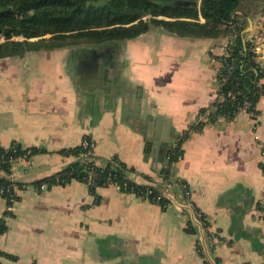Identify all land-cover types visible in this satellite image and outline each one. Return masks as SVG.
I'll use <instances>...</instances> for the list:
<instances>
[{
	"label": "crops",
	"instance_id": "1",
	"mask_svg": "<svg viewBox=\"0 0 264 264\" xmlns=\"http://www.w3.org/2000/svg\"><path fill=\"white\" fill-rule=\"evenodd\" d=\"M242 6L236 15L244 42H257L264 0ZM230 30L223 26L218 37L205 39L152 27L123 42L0 57V145L38 150L2 174L17 185L19 200L9 216L0 194V221L8 226L0 236V253L8 256L0 264H204L195 217L178 207L187 201L185 186L224 240L216 254L222 264H264V97L257 120L240 113L230 123L191 130L215 101L220 66L212 59L227 56L236 42ZM160 116L170 122L172 143L190 132L171 168L167 209L113 186L100 188L96 200L77 180L39 189L83 161L63 151L85 137L95 143L100 165L118 157L133 170L134 183L163 184L170 141L158 159L153 148L146 160Z\"/></svg>",
	"mask_w": 264,
	"mask_h": 264
},
{
	"label": "trees",
	"instance_id": "2",
	"mask_svg": "<svg viewBox=\"0 0 264 264\" xmlns=\"http://www.w3.org/2000/svg\"><path fill=\"white\" fill-rule=\"evenodd\" d=\"M245 1L247 0H0V40L4 38L6 41L0 57H23L32 51L83 45L87 43V37L93 38V43L96 44L123 42L138 38L152 27L165 28L169 33L180 37L210 39L218 37L221 28L227 26L237 39L234 45L229 46L226 62L221 65L218 63L222 81L220 92L225 101L210 120L214 123L220 115L228 113L234 121L246 101L251 102L254 109L264 97V84L260 85L264 74L256 61L258 55L253 51L252 43L244 42V27L236 15ZM60 37L66 40L58 42ZM15 38L24 40L16 41ZM31 39L39 40L33 42ZM205 112L206 109H201L199 115ZM202 126L205 125L195 126L191 130L201 132ZM189 137V131L180 133L175 136V143H167L166 154L162 158L165 161L160 171L165 181H170L172 165L183 157L182 145ZM84 139L93 142L89 137ZM0 150L3 155V158L0 157V190L5 189L0 194L7 200L9 211L6 215L11 216L10 209L19 200L15 191L17 185L2 174L11 173L14 160H20L28 152L30 155L27 158H30L38 150H24L18 144H13L9 149L1 147ZM86 152L87 149L81 144L63 151V154L82 158ZM129 172L133 170L118 157L95 166V185L89 189L91 194L96 195L98 188H106L111 184L121 185L125 192L138 197L149 194L147 198L151 203L160 205L163 210L167 209L165 201H157V185H138L129 178ZM86 179L85 165L83 161H78L37 185L65 186L73 180L86 184ZM7 230L6 221L1 220L0 236ZM7 256L0 253V257Z\"/></svg>",
	"mask_w": 264,
	"mask_h": 264
},
{
	"label": "built area",
	"instance_id": "3",
	"mask_svg": "<svg viewBox=\"0 0 264 264\" xmlns=\"http://www.w3.org/2000/svg\"><path fill=\"white\" fill-rule=\"evenodd\" d=\"M257 24L258 26L261 27L262 30H264V13L261 14L259 20L257 21ZM262 30L259 31V37L262 35L261 33ZM252 45L254 47L253 51L258 55L256 42L254 41ZM226 59H227L226 56L223 57L222 59L213 58L212 63H216V64L219 63L221 65L226 62ZM256 61L258 65L261 66V69H262L261 72L264 74V56L263 57L258 56ZM220 77H221V74H220V71L218 70L217 79L219 83V89L217 91L215 101L210 107L206 108L205 113L199 115L195 126L209 124L211 122L210 119H211L212 114H214V112H216L217 109L219 108L220 104H222L225 101V98L221 95V92H220L221 86H222V81ZM263 84H264V77L262 78L260 82V85H263ZM252 107H253L252 103L249 101H246L243 107L240 109L238 115L240 113H248L253 119L257 120L259 117L257 108H256L257 105L254 109H252ZM217 119L224 120L225 122H229V123L233 121V118L228 113L220 115ZM82 146L87 149V152L83 154L82 158H83V164L85 165V172L87 173L86 185L90 189L91 187H94L95 185L94 168L95 166H100V164L98 163L97 160H95V143L87 139H84L82 141ZM1 147L2 146L0 145V149ZM27 155H30V152H28ZM27 155L23 158L26 159ZM0 157L3 158V155L1 154V150H0ZM16 162L17 161L14 160L12 162V166L15 165ZM111 186L115 187L117 190L121 192L127 193L123 190L124 187L121 185L111 184L108 187H111ZM45 187H46V184H41L39 186V189H44ZM173 187H174V184L172 180L165 181L163 182V184L158 186L159 195H158L157 201L159 203H161L162 201H165L167 203L165 208H167L171 202V193H172L171 190L173 189ZM99 189L100 188H98L97 191ZM184 190H185L186 195L188 196L187 201L183 205L178 204V207L179 209H186V210L191 211L195 217L194 219L195 226L196 227L198 226L200 228L201 234L198 237V241H197V251L199 255L203 258L204 264L206 263L207 264H222L220 258L216 254L219 250V247L224 243V240L221 238L220 233L216 231V229L213 227V224L211 223L209 218L206 216L205 212L200 210L195 205L194 201L190 197V192L188 191L186 186L184 187ZM4 191L5 189H1L0 193L2 194L4 193ZM148 195L149 194H145L139 197H141L142 199L148 200L147 198ZM93 196L96 198V200H98L97 194ZM12 201L15 202V200H12ZM217 260H219V263H217Z\"/></svg>",
	"mask_w": 264,
	"mask_h": 264
},
{
	"label": "water",
	"instance_id": "4",
	"mask_svg": "<svg viewBox=\"0 0 264 264\" xmlns=\"http://www.w3.org/2000/svg\"><path fill=\"white\" fill-rule=\"evenodd\" d=\"M257 45V51L258 56L263 57L264 56V32L263 34L257 39L256 42ZM169 120L165 117H159L158 122L155 123V125L152 124L151 129H155V134L153 139L149 142L147 146V155L146 160L149 159V156L151 155L152 149H156V159H158V155L161 149V145L165 142H169L173 138V134L170 130V124ZM172 134V135H171Z\"/></svg>",
	"mask_w": 264,
	"mask_h": 264
},
{
	"label": "rangeland",
	"instance_id": "5",
	"mask_svg": "<svg viewBox=\"0 0 264 264\" xmlns=\"http://www.w3.org/2000/svg\"><path fill=\"white\" fill-rule=\"evenodd\" d=\"M46 38L47 39H50V36H47ZM14 40H16V41H19V40L22 41V40H24V38H15ZM38 40L39 39H31V41H33V42L38 41ZM64 40H66L64 37H60V38L57 39L58 42H63ZM93 40H94L93 38L87 37L86 38L87 43H85V44H93V42H94ZM5 43H6L5 39L4 38H1V40H0V53L4 49Z\"/></svg>",
	"mask_w": 264,
	"mask_h": 264
}]
</instances>
